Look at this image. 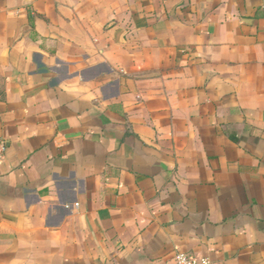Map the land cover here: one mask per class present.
<instances>
[{"label":"crops","instance_id":"1","mask_svg":"<svg viewBox=\"0 0 264 264\" xmlns=\"http://www.w3.org/2000/svg\"><path fill=\"white\" fill-rule=\"evenodd\" d=\"M0 264H264V0H0Z\"/></svg>","mask_w":264,"mask_h":264},{"label":"built area","instance_id":"2","mask_svg":"<svg viewBox=\"0 0 264 264\" xmlns=\"http://www.w3.org/2000/svg\"><path fill=\"white\" fill-rule=\"evenodd\" d=\"M4 155V144L0 140V160ZM174 264H214L209 258L206 257H194L189 254H178L174 259Z\"/></svg>","mask_w":264,"mask_h":264}]
</instances>
